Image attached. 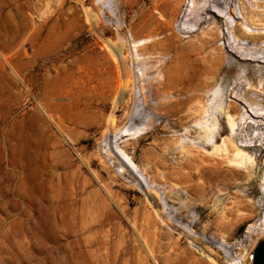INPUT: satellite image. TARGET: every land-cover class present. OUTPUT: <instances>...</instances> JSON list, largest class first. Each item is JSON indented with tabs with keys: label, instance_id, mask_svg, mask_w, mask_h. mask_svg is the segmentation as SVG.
Masks as SVG:
<instances>
[{
	"label": "rangeland",
	"instance_id": "1",
	"mask_svg": "<svg viewBox=\"0 0 264 264\" xmlns=\"http://www.w3.org/2000/svg\"><path fill=\"white\" fill-rule=\"evenodd\" d=\"M168 1L0 0V264H253L264 63Z\"/></svg>",
	"mask_w": 264,
	"mask_h": 264
},
{
	"label": "bare ground",
	"instance_id": "2",
	"mask_svg": "<svg viewBox=\"0 0 264 264\" xmlns=\"http://www.w3.org/2000/svg\"><path fill=\"white\" fill-rule=\"evenodd\" d=\"M172 1V0H170ZM168 1V2H170ZM178 2L180 0H174V2ZM172 2V3H174ZM240 4H238L239 6V9L245 11L246 13H249V14H252L254 13L253 9L252 10H249L248 8V3L246 0H239ZM238 2V3H239ZM236 3V2H235ZM170 4V3H169ZM262 4V3H261ZM173 5V4H172ZM174 6V5H173ZM215 7H218L219 9L218 10H215ZM250 7V6H249ZM261 7V6H260ZM156 9H160L162 10L164 13H166V10H163L160 5H156L155 6ZM235 11H236V6H234L233 2L231 0H194V3L192 5H190L188 7V15L190 18L188 19L187 17V21H194L196 23L197 26H201L203 24H206L207 22L208 23H212L214 27H216L217 25H220L222 26L224 29L226 27H228V31L224 33V39L227 40V42L229 43V46L233 48V50L236 51V55L234 56V58L232 59L231 61V66L232 68H235L236 67H244V64H239L240 62L238 61H245V64L250 66V64L252 62H261V63H264V47H249V46H246L245 44L241 43L239 41V38H244V39H248L250 41H256L257 39H264V34H252V35H249V33H247L246 31L243 30V28H241L238 23H236L235 25H233L226 17V14H235ZM244 12V13H245ZM259 12V10H258ZM207 13H212V18H213V21H210L209 19H207L205 17H202L204 16L205 14ZM248 14V15H249ZM262 14V13H261ZM236 15V14H235ZM256 15V14H255ZM228 16V15H227ZM251 16V15H250ZM261 16V15H260ZM263 17V16H262ZM253 17H251L250 21L248 22V24L250 25H259L263 19H257V20H254L252 19ZM248 21V19H247ZM185 21H182L180 23V27H181V30L183 32H186V31H190V32H193L192 30H190L189 28H187V25H185ZM189 23V22H188ZM189 26V25H188ZM212 26V25H211ZM190 27V26H189ZM221 27V28H222ZM250 27V26H249ZM255 27V26H254ZM198 28V27H197ZM196 28V30H197ZM220 28V29H221ZM259 28V27H258ZM210 29V28H208ZM212 29V28H211ZM215 29V28H214ZM199 30V29H198ZM216 30V29H215ZM248 30V29H247ZM209 32V30L207 31ZM229 32H233L236 34L237 38H233V37H230L229 35ZM209 34V33H207ZM214 34V33H213ZM218 34V31L217 33ZM219 36V34H218ZM207 38V37H206ZM220 37H218L217 39H215V41H217ZM209 40V38H207ZM235 39V40H234ZM211 40H214V39H211ZM242 40V39H241ZM206 42L208 43V41L206 40ZM210 44V43H208ZM243 49H245L246 51H243ZM239 53H241L242 55H239ZM257 54H260V55H257ZM222 61V59H221ZM223 63V62H222ZM220 66V65H219ZM246 69V68H245ZM212 73V72H211ZM214 73V72H213ZM216 75V73H214ZM211 76V75H210ZM211 80L210 79H206V82L207 83H211L209 82ZM214 81H216V79H213ZM173 80L171 79V77H168L167 80H166V88L168 90V88H171L173 85ZM203 82V81H201ZM200 82V84H201ZM213 82V81H212ZM172 83V84H171ZM214 83V82H213ZM199 84V83H198ZM196 84V85H198ZM204 84V83H203ZM212 84V83H211ZM196 85H194L196 87ZM205 86V85H204ZM204 86H197L198 87H201L203 88ZM216 86V85H215ZM217 87V86H216ZM242 87V86H241ZM195 88V89H197ZM200 88V89H201ZM193 89V87H192ZM215 92L218 94H222V92H219L217 90V88H214ZM221 90V89H219ZM236 91V89H234ZM233 91V90H232ZM241 91V90H240ZM245 91V90H244ZM244 94V93H243ZM228 115V114H227ZM231 118V117H230ZM231 123V122H230ZM231 128L233 129L234 128V124L231 123ZM243 150L242 149H239L238 150V154H243ZM245 156V155H244ZM264 210V209H263ZM264 214V213H263ZM263 229V228H262Z\"/></svg>",
	"mask_w": 264,
	"mask_h": 264
},
{
	"label": "water",
	"instance_id": "3",
	"mask_svg": "<svg viewBox=\"0 0 264 264\" xmlns=\"http://www.w3.org/2000/svg\"><path fill=\"white\" fill-rule=\"evenodd\" d=\"M253 264H264V240L259 241L254 250Z\"/></svg>",
	"mask_w": 264,
	"mask_h": 264
}]
</instances>
